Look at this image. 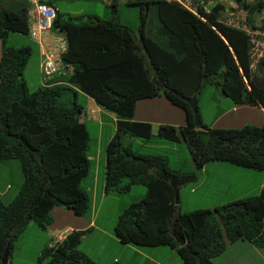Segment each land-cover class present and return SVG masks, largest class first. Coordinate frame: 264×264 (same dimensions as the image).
I'll list each match as a JSON object with an SVG mask.
<instances>
[{"label": "trees", "instance_id": "16d2710c", "mask_svg": "<svg viewBox=\"0 0 264 264\" xmlns=\"http://www.w3.org/2000/svg\"><path fill=\"white\" fill-rule=\"evenodd\" d=\"M39 1L54 10L51 28L63 32L67 43L60 59L72 70L65 82L30 90L23 71L31 46L5 44L10 32L27 35L26 7L4 9L0 0V159H16L22 174L14 197L7 203L0 199V257L8 243L6 264L13 241L30 220L43 229L53 206L77 215L89 208V197L80 187L91 165L88 132L79 121L85 96L115 115L104 148V193L126 192L132 184L144 187L143 196L127 203L113 225L118 241L167 245L175 248L183 264H214L211 259L235 240L262 247L264 184L253 195L211 209L181 211L169 182L192 181L195 172L171 168L164 156L137 152L131 144L132 137L143 142L151 138L148 122L132 120L135 101L162 97L183 111L185 124H159L155 135L184 143L196 169L219 160L264 171V117L259 125L237 128L208 127L200 121L196 129L190 107L179 97L199 94L211 85L233 104L264 108V58L251 69L248 36L218 19L223 5L196 6L193 13L174 1L131 0L128 4L138 16L134 32L115 19L89 15L75 21L58 9L62 0ZM234 1L246 13L245 22L264 8V0ZM116 6L115 0L107 5L113 14ZM151 9L153 34L146 29ZM170 230L183 238L182 244ZM84 232L71 230L44 246L37 263L98 264L77 248Z\"/></svg>", "mask_w": 264, "mask_h": 264}, {"label": "rangeland", "instance_id": "374dc122", "mask_svg": "<svg viewBox=\"0 0 264 264\" xmlns=\"http://www.w3.org/2000/svg\"><path fill=\"white\" fill-rule=\"evenodd\" d=\"M204 1L207 3L206 9L211 8L216 3L223 5V10L217 13L218 18L223 21L227 17L241 20L245 16V13L234 0ZM255 1L245 0L247 3H254ZM106 2L107 0H62L57 2V7L61 12L73 17L75 21L85 19L87 15H95L102 20L115 19L119 24L136 32L138 16L135 6L120 3L119 0L116 13L113 14L106 6ZM247 22H252L255 28H263L264 8L260 12L251 13V20H247ZM155 24L154 11L151 9L146 24V29L149 33H154ZM5 44L12 47H18L23 44L31 46L32 51L24 68L23 76L26 78L25 81L28 88L30 90L34 89L39 84L37 68L39 58L36 54L35 43L27 35L10 32L5 38ZM196 105L199 109L200 121L208 127L237 128L245 123L259 125L264 117V108L261 110L258 106L233 104L227 97L222 96L218 92L217 87L211 85L203 87L197 96ZM135 107L133 120L146 117L147 119H159V121L164 123L172 121L176 125L184 124L183 111L174 109L166 100L164 101L160 97L137 100ZM85 126L89 138L87 151L92 158L90 160L89 173L80 181V187L86 191L89 197L88 210L81 215H77L68 208L53 206L49 211L50 222L43 229L30 220L13 241L9 263L41 264L37 263V256L40 254L41 249L55 240L62 239L61 236L65 235V228L71 226L78 230L91 228L81 235L77 248L98 264H111L114 259L122 264H183L175 248L167 245L148 246L121 243L114 236L113 225L116 223L122 207L133 199H137L135 197H138L140 192L144 194V187L139 184H132L126 192L101 195L100 175L97 179H94L89 177V174L93 169L94 153L102 155L103 147L108 137L110 138L112 135L111 130L114 129V122H111L107 117H101L100 123L86 121ZM97 126L99 127L98 133L96 132ZM153 132L155 134V129ZM131 144L137 152L164 156L168 166L171 168L181 169L182 171H194L196 177L200 178L201 175L205 177L206 184L196 186L193 193L188 191L192 181L186 182L180 188L178 205L181 211H190L192 208L196 209L201 206L209 209L215 207L213 205L216 203H224L235 197H244L257 192L256 189L253 192H246L248 187L239 182V180L249 181V178L241 176V172H235L233 169L219 165L227 164L225 163L226 161H208L205 169L202 172L199 171L198 168L194 167L189 153L182 142H170L154 135L147 142H143L141 138L137 137L135 139L132 137ZM234 166L239 167L237 165ZM259 174H262V172ZM256 179L260 180L261 175H256ZM21 181L22 174L19 162L16 159H0V199L3 203L9 202L14 197ZM89 187H92L93 192ZM89 222L91 224H88ZM239 246H245L250 249L249 260H252L251 258L255 259L256 253H260L264 257V249L259 252L252 242L245 241L238 244ZM258 264H264V260Z\"/></svg>", "mask_w": 264, "mask_h": 264}, {"label": "crops", "instance_id": "0c3cea01", "mask_svg": "<svg viewBox=\"0 0 264 264\" xmlns=\"http://www.w3.org/2000/svg\"><path fill=\"white\" fill-rule=\"evenodd\" d=\"M115 1H116L117 5H118L119 4V0H115ZM129 1L130 0H120V3H126V2H129ZM1 6L4 9H8V10L10 9V10H13V11H18L22 7H26V18H27V23H28V21H29V14H31L29 12V10H28V7H30V3L28 1H26V0H1ZM90 16H95V15H90ZM62 34L64 35L63 32H62ZM35 49H36V54H37V56L39 58V51H38V48H37V45L36 44H35ZM37 68H38V66H37ZM40 84L41 83H40V77H39V85ZM160 99L164 100V98H162V97H160ZM134 108L136 109L135 106H134ZM232 108H233V106H232ZM259 108L261 110H263V108H261V107H259ZM135 109H134V113H135ZM134 113H133V117H134ZM101 117H107V118H109L111 120V122H114L115 121V115L113 113H111L109 111H106V110L102 109L101 107L97 106L90 97L85 96L84 108H83L82 113H80V115H79V121L83 122L84 125H85L86 121H91L93 123H97L98 124V123L101 122ZM135 121H148V122H150V124H151V126H150L151 127V132L153 134H154L153 130L155 129V131H156V127H157L158 123H164L163 121H159V119H147L146 117H143L142 119L135 120ZM167 123H169L171 125H174V126H179V125H176L175 123H173L172 121H167ZM98 131H99V127L97 126L96 132L98 133ZM113 131H114V129L111 130L112 134H113ZM108 139H109V137H108ZM104 148H105V146L103 147V153H102V155H99L98 153H94L93 169H92V171L89 174V177H92L94 179H97L98 176L100 175V187L102 188L101 195L105 194L103 192V172H104L103 158H104ZM91 158H92V156L89 155V159L90 160H91ZM225 163H227V164H219V165H222L224 167L233 169V170H235V172L236 171H239V172H241L240 173L241 176H244L246 178H249V181L239 180V182H241L243 185H246L248 187L247 190H246V192H253L255 189L258 191L259 188H260V186L264 183V181H263L264 180V171L249 169L247 167H241V170H240V166L239 167H236V166H234V164L232 165V163H229V162H225ZM205 166H206V163L203 164L199 168V171L202 172L205 169ZM260 172H262V174H259ZM88 173H87V175H88ZM91 174H92V176H91ZM256 175H261V179L260 180H257L256 179ZM91 182H93V180H91ZM201 184H206L205 177H203L202 175H201L200 178H198V176H197L195 178V180L192 181V185L188 187V191L190 193H193L194 190H195V187L196 186H199ZM182 186L183 185H180L178 187V197H179L180 188ZM89 189L93 192L92 187H89ZM142 196H143V194H141V192H140L138 194V197H135V198L139 199ZM235 198H238V197H235ZM235 198H233V199H235ZM134 200H136V199H133L132 201H134ZM218 204H220V203H216L213 206H216ZM199 208H207V207L201 206ZM192 209H195V208H192ZM88 224H91V222H89ZM90 229H91L90 227L86 228L85 229V232L86 231H89ZM71 230H78V229H76L75 227L67 226L65 228V234L67 232H70ZM63 236H61V237H63ZM242 242H245V241L237 240V241H234V242L228 244L225 247V249L220 254H218L217 256H215L214 258H212V262L214 264H252V263L253 264L254 263L255 264H258V263H260V262H262L264 260V257H262V255H260V253H256L255 254V257H256L255 259L251 258L252 260H249L248 256H249V253L251 252L250 249L248 247H245V246H239L238 247V244H241ZM256 248L260 252L262 249H264V246L263 247H260V248H258V247H256ZM135 250H136V248H135ZM116 261L117 260L114 259L112 261V263L113 262H116ZM253 261H255V262H253Z\"/></svg>", "mask_w": 264, "mask_h": 264}, {"label": "clouds", "instance_id": "9594fccd", "mask_svg": "<svg viewBox=\"0 0 264 264\" xmlns=\"http://www.w3.org/2000/svg\"><path fill=\"white\" fill-rule=\"evenodd\" d=\"M26 1H28L29 3H30V7H28V10H31V8L33 7V4H34V2H33V0H26ZM35 2H40L39 0H34ZM111 1L112 0H107V5L108 4H110L111 3ZM169 1H173V0H169ZM200 1H202V0H200ZM200 1L199 0H195V4H194V6H193V9H192V11L191 10H189V9H187V8H185V7H183V8H185V9H187V10H189V11H191V12H193L194 13V10H195V7L196 6H202L204 9H206L205 8V6H207V4L205 3V4H203V3H200ZM204 1V0H203ZM129 2H131V0L129 1ZM129 2H126V4H128ZM175 2V1H174ZM42 3H44V2H42ZM177 3V2H176ZM44 4H46V3H44ZM117 4V3H116ZM178 4V3H177ZM47 6H49L50 7V5H48V4H46ZM106 5V6H107ZM181 6V5H180ZM117 7V6H116ZM52 8V7H51ZM240 8V7H239ZM53 9V8H52ZM241 9V8H240ZM242 10V9H241ZM243 11V10H242ZM53 12H54V10H53ZM244 12V11H243ZM245 13V12H244ZM54 15H55V13H53V18H54ZM245 15H246V13H245ZM87 16H89V15H87ZM244 17L245 16H243L242 18H241V20L240 19H235V18H231V17H227V18H225V20L223 21V20H221V19H219V20H221L222 22H224V23H226V24H229V25H231V26H234V27H237V28H239V29H241V30H243L246 34H247V36H248V41H249V35H248V33H247V31H252V30H255V31H264V27L263 28H255V26L254 27H251L249 24H247V22H245V19H244ZM53 18H52V21H53ZM52 21H51V26H52ZM51 26H50V29H49V33L51 34L46 40H41V38H39V39H33L28 33H27V36L37 45V48H38V51H39V63H38V72H39V77H40V85H47V84H51V83H59V82H65L66 81V77L68 76V74L71 72V70H72V66L71 65H69V64H67V63H63L62 61H61V59H60V55L64 52V50L66 49V47H67V43H66V37H65V34L63 35L62 34V32H59V31H54V30H52V28H51ZM27 27H28V29H29V21H28V23H27ZM256 37H258L259 35L257 34V35H255ZM249 46H250V44H249ZM45 53L47 54V53H50L51 54V57H49V59L51 60V62L53 63V65L55 66V70L49 75V76H47V77H45L44 75H43V71H42V67H43V62H44V60L46 59V57H45ZM248 57H249V60H250V67H251V69L253 68V67H256V65H257V63H258V61L260 60V59H262V58H264V57H262V58H260L258 61H255V62H253V60H252V58H250V56H249V53H248ZM27 64V63H26ZM251 65H253V66H251ZM156 84V83H155ZM39 85V84H38ZM173 91V90H172ZM193 94H195V100H194V102H195V105H196V99H197V94H198V92H195V93H193ZM192 94V95H193ZM192 95H190V96H192ZM180 96H182L181 94H179V97ZM190 96H184V97H190ZM156 97V96H155ZM181 98V97H180ZM144 99V98H143ZM182 99V98H181ZM138 100H140V99H138ZM183 100V99H182ZM137 101V100H136ZM135 101V102H136ZM184 101V100H183ZM135 106V105H134ZM196 107H197V105H196ZM177 108V107H176ZM262 108V107H261ZM198 117H199V112H198ZM132 120H133V118H132ZM135 121V120H134ZM146 122H148V121H146ZM149 124H150V122H148ZM159 124H168V123H158V125ZM184 124H185V120H184ZM183 124V125H184ZM157 125V126H158ZM168 125H171V124H168ZM192 125H193V123H192ZM150 126H151V124H150ZM172 126H174V125H172ZM179 126H182V125H179ZM179 126H174V127H179ZM193 127L194 128H196V129H199L200 128V118H199V126L198 127H195L194 125H193ZM156 130H157V127H156ZM150 132H151V127H150ZM155 133H156V131H155ZM155 134H153L152 132H151V137L152 136H154ZM106 145V144H105ZM89 155V154H88ZM88 158H89V156H88ZM205 164V163H204ZM195 180V179H194ZM194 180H192V181H194ZM171 183H174L176 186H177V199H178V202L176 203V204H178L179 203V198H178V187L180 186V185H184V184H186V183H183V184H177V183H175V182H173V181H170L169 182V184H170V186H171ZM264 184V183H263ZM262 184V185H263ZM261 185V186H262ZM261 186H260V188H261ZM171 188H172V186H171ZM259 188V189H260ZM104 192V191H103ZM172 193H173V190H172ZM251 195H253V194H251ZM248 196V195H247ZM245 197V196H244ZM238 198H242V197H238ZM238 198H235V199H238ZM235 199H232V200H235ZM232 200H230V201H232ZM226 202H229V201H226ZM226 202H224V203H226ZM175 203V202H174ZM220 204H223V203H220ZM219 205V204H218ZM217 206V205H216ZM215 206V207H216ZM213 208V207H212ZM196 209H198V208H196ZM205 209H208V208H205ZM209 209H211V208H209ZM191 211V210H190ZM170 233H171V235L174 237V239L176 240V242H178V243H180V244H182L180 241H179V238H182V237H180L177 233H174L172 230H170ZM64 237V236H63ZM62 237V238H63ZM183 239V238H182ZM55 241H57V240H55ZM184 241V240H183ZM231 243V242H230ZM52 243H50L49 245H51ZM229 244V243H228ZM227 244V245H228ZM226 245V246H227ZM225 246V247H226ZM264 246V245H263ZM262 246V247H263ZM258 248H260V247H258ZM225 249V248H224ZM214 258V257H213ZM211 261H212V259H211Z\"/></svg>", "mask_w": 264, "mask_h": 264}, {"label": "built area", "instance_id": "2783aa9c", "mask_svg": "<svg viewBox=\"0 0 264 264\" xmlns=\"http://www.w3.org/2000/svg\"><path fill=\"white\" fill-rule=\"evenodd\" d=\"M31 1V0H30ZM179 5L192 11L195 4V0H173ZM29 12V29L28 34L33 39L46 40L51 34L49 29L51 26V21L53 18V9L42 2H35ZM249 35V49L248 53L253 62L258 61L260 58L264 57V31H247ZM259 35L256 37L255 35ZM46 59L43 62V75L45 77L49 76L54 70L55 66L49 59L51 57L50 53H45Z\"/></svg>", "mask_w": 264, "mask_h": 264}, {"label": "water", "instance_id": "95a60500", "mask_svg": "<svg viewBox=\"0 0 264 264\" xmlns=\"http://www.w3.org/2000/svg\"><path fill=\"white\" fill-rule=\"evenodd\" d=\"M190 107L191 112H192V123L195 127L199 126V117H198V111L196 109V105H195V94H193L190 97H184V96H180ZM172 186V190H173V198H174V202L177 203L178 199H177V186L174 183H171ZM179 241L182 243L183 239L179 238ZM7 252H8V243L5 245L1 257H0V263L1 264H6L7 262Z\"/></svg>", "mask_w": 264, "mask_h": 264}]
</instances>
